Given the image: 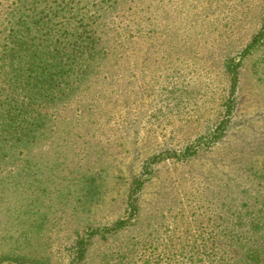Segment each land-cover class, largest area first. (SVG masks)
<instances>
[{
	"label": "rangeland",
	"instance_id": "obj_1",
	"mask_svg": "<svg viewBox=\"0 0 264 264\" xmlns=\"http://www.w3.org/2000/svg\"><path fill=\"white\" fill-rule=\"evenodd\" d=\"M112 1L92 0L86 5V0H69L91 9L89 14L96 2L108 6ZM117 7L111 15L117 31L129 27L135 33L126 40V49L116 52L120 64L107 65V72L95 77L93 100L80 96L74 104L76 134L58 140L65 143L63 147L51 148L49 140L45 149L33 151L44 162L41 177L47 186L36 179L25 186L31 197L40 196L46 205L57 208L48 221L35 223L42 229L32 239V255L48 264H70V248L79 234L90 240L83 264H149L148 257L160 250H155L158 240L170 235H175L174 240L161 245L174 243L177 248L186 236L190 239L185 243L192 244L199 234L211 230L246 229L238 223L239 216L251 218L260 208L257 199H264V180L254 176L264 174V45L243 60L234 128L223 139L207 136L215 119L206 109L221 105L220 97L228 88L221 72L225 53L231 51L230 56L239 61L241 48L262 25L264 0H121ZM15 8L14 0H0V64L13 46L7 36L16 24L8 15ZM68 17L62 13L60 20ZM126 23L130 25L124 27ZM115 32L107 37L113 40ZM37 36L38 41L47 38L44 31ZM175 85L194 91L195 97L199 91L205 94H200L207 99L202 114L155 122L152 115L163 87ZM1 103L8 109L5 97ZM6 113L0 111V120ZM69 122L66 118L59 127L67 128ZM200 137L210 138L208 151L201 150L188 161L168 158L151 166L154 176L140 194L139 225L107 239L90 233L128 216L130 184L135 176L145 177L143 167L150 157L169 148L182 150ZM20 165V161L10 163L7 169L15 173ZM82 173L100 179L104 199L91 212L72 216V209L63 210L59 204L58 190L60 183L75 181ZM4 176L0 174V181ZM13 190L0 198V264H16L7 253L14 244L11 236L18 235L16 225L27 217L17 216L21 191ZM134 235L143 243L130 252L129 261L119 245Z\"/></svg>",
	"mask_w": 264,
	"mask_h": 264
},
{
	"label": "trees",
	"instance_id": "obj_2",
	"mask_svg": "<svg viewBox=\"0 0 264 264\" xmlns=\"http://www.w3.org/2000/svg\"><path fill=\"white\" fill-rule=\"evenodd\" d=\"M72 2L14 0L16 8L9 11L8 15L10 23L16 25L10 29L7 36L13 46L6 51L7 56L0 64V100L5 97L8 106V109L3 103L0 106V111L7 112V117L0 120V174H6L0 181V198L8 196L10 188L11 193H14L13 188L17 190L16 193L21 191L19 200L22 202V209L17 211V216L27 217L16 225L18 235L11 236L14 244L7 253L16 264H48L43 257L40 259L32 255L35 252L32 250V239L37 237L42 229L35 223L39 220L48 221L51 211L57 210L53 204L46 205L44 199L40 200V196L31 197L25 186L30 185L33 179L47 186L44 177H41L45 175L44 162L33 154L34 149H45L49 140L51 148L63 147L65 143L59 142L60 139L66 140V135L76 134L77 126L74 121L77 122V119L74 120L75 115H72L74 104L80 96L87 101L93 100L95 77L106 73L107 65L120 64L117 50L126 49V40L135 35L126 27L130 24H123L126 28L121 31H117L113 25L116 21L111 19V15L118 9L117 4H120L121 0L112 1L108 6L96 2L95 11L91 14V9L84 10L81 6L72 5ZM86 2V5H89L92 0ZM62 13L70 17L60 20ZM41 31H44L47 38L38 41L37 34ZM110 31H116L117 36L124 39L118 41L116 36L112 40L111 36L107 37ZM263 45L264 9L262 25L241 48L239 61L230 56L231 51L225 53L221 72L227 81V93L221 95V105L206 107L207 113L215 119L208 130L207 136L210 138L223 139L234 128L233 121L239 104L240 68L243 60ZM200 94L205 95L199 91L198 97H195L194 91L177 85L163 87L162 97L154 107V121L184 119L195 112L202 114L207 99H201ZM66 118H69L70 122L67 128L61 129L59 123H64ZM196 119H200V116ZM208 140L200 137L188 143L182 150L169 148L150 157L143 167L142 173L145 177L135 176L130 184L128 216L115 220L111 226L97 227V230L90 233L107 239L122 230L139 225L140 194L154 176L151 166L168 158L180 162L195 158L201 150H209L207 148L212 144ZM5 158L8 159L4 160ZM18 161L21 165L15 173L7 169V165ZM262 169L264 172V167ZM254 176L264 180V174L255 173ZM6 178L11 180L5 182ZM75 178V181L60 183L62 188L58 190L59 204L63 205V210L72 209V216L91 212L93 207L103 201L105 192L103 183L96 175L82 173ZM256 204H260V208L251 218L239 216L238 223L246 225V229L227 226L223 232L211 230L199 234L192 244L185 243L190 239L186 236L184 243L177 248L174 243L161 245L165 243L164 240H174L175 235H170L167 239L158 240L155 250H160L151 254L147 261L149 264H264V199L258 198ZM142 243L143 239L134 235L124 242V246L119 245V248L122 255L130 261V252H134V248ZM89 246L90 240L79 234L70 248V264H83Z\"/></svg>",
	"mask_w": 264,
	"mask_h": 264
}]
</instances>
